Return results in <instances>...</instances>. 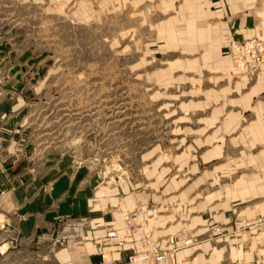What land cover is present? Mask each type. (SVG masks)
<instances>
[{
  "label": "crops",
  "instance_id": "crops-1",
  "mask_svg": "<svg viewBox=\"0 0 264 264\" xmlns=\"http://www.w3.org/2000/svg\"><path fill=\"white\" fill-rule=\"evenodd\" d=\"M33 2L47 3L49 11H62L70 20L95 21L113 36H136L139 28L155 30L164 52L177 53L176 66L194 74L192 79L185 74L180 78L224 85L207 90L223 104L209 109L199 125L204 133H222L215 148L226 149L225 173L233 169L228 148L264 142V56L256 70L239 72L233 71L226 55L231 37L264 41V0ZM48 56L0 37V74L7 76L0 87V264H102L104 259L125 264L129 255L142 249V230L130 233L123 246L104 240L110 227L125 232L128 217L139 206L153 208L146 222L158 246L178 247L175 264H264V227L237 230L240 224L231 220L226 203L207 209L185 205L186 190L195 189L203 177L179 189L187 179L175 176L164 189L161 168L147 173L150 182L142 188L92 166L38 155L28 139L29 102L45 78ZM234 72L242 74L239 79L233 78ZM196 168L193 164L189 170ZM164 193L170 194L164 198ZM213 225L223 233L214 232ZM183 230L199 242L185 247L184 236H179ZM60 231L65 246L55 242Z\"/></svg>",
  "mask_w": 264,
  "mask_h": 264
},
{
  "label": "rangeland",
  "instance_id": "rangeland-1",
  "mask_svg": "<svg viewBox=\"0 0 264 264\" xmlns=\"http://www.w3.org/2000/svg\"><path fill=\"white\" fill-rule=\"evenodd\" d=\"M47 6L0 0V37L49 55L29 102L28 139L38 155L92 166L142 188L147 173L161 168L164 189L175 176L187 179L179 189L203 177L186 190L185 205L226 203L233 221L264 218V142L228 148L233 169L225 173L226 149L215 148L222 133L200 131L199 119L223 104L207 90L224 85L180 78L194 74L176 66L177 53L164 52L155 30L113 36L95 21L70 20Z\"/></svg>",
  "mask_w": 264,
  "mask_h": 264
},
{
  "label": "built area",
  "instance_id": "built-area-1",
  "mask_svg": "<svg viewBox=\"0 0 264 264\" xmlns=\"http://www.w3.org/2000/svg\"><path fill=\"white\" fill-rule=\"evenodd\" d=\"M226 55L230 57L234 68L239 72H245L252 67L256 70L260 65L264 56V41L258 38L236 39L231 37L226 47ZM254 63L255 66H251ZM7 76L4 73L0 74V87L4 86ZM14 91L17 92L16 89ZM153 213L152 207L139 206L135 212L127 219L128 227L125 232L109 228L107 230L105 244L123 246L126 237L130 233H137L139 229L142 231L141 244L142 249L129 255L127 263L125 264H175V251L178 247L172 250H163L156 243L152 231L147 226L146 217ZM139 222V223H138ZM237 223L240 226L237 230H257L264 224V218L247 219ZM212 230L217 234H222L223 229L220 226L213 225ZM179 236H184V246H190L198 243L197 237L186 230L180 232ZM55 242L59 245L65 246L66 241L64 235L60 231L55 237ZM102 264H117L112 259H104Z\"/></svg>",
  "mask_w": 264,
  "mask_h": 264
},
{
  "label": "bare ground",
  "instance_id": "bare-ground-1",
  "mask_svg": "<svg viewBox=\"0 0 264 264\" xmlns=\"http://www.w3.org/2000/svg\"><path fill=\"white\" fill-rule=\"evenodd\" d=\"M67 248V247H66ZM117 263V262H116Z\"/></svg>",
  "mask_w": 264,
  "mask_h": 264
}]
</instances>
